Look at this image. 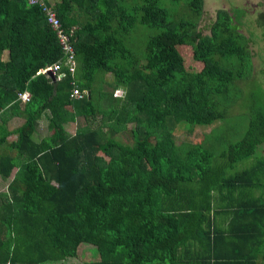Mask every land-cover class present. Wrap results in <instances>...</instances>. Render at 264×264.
Wrapping results in <instances>:
<instances>
[{
	"label": "trees",
	"instance_id": "obj_1",
	"mask_svg": "<svg viewBox=\"0 0 264 264\" xmlns=\"http://www.w3.org/2000/svg\"><path fill=\"white\" fill-rule=\"evenodd\" d=\"M159 1L46 0L63 30L73 27L75 71L55 80L37 73L62 54L41 8L0 0V177L9 179L0 191V264L23 253L14 245L37 264L74 257L79 244L95 246L99 260L73 264H179L187 252L183 264L263 262L264 156L233 167L264 143V104L243 91L230 109L219 88L240 79L234 64L213 57L244 62L240 34L225 15L213 37L191 32ZM140 25L153 32L140 38ZM183 44L202 61L199 72L185 69ZM75 86L79 98L69 96ZM228 113L248 122L221 150L175 144L178 121L209 124Z\"/></svg>",
	"mask_w": 264,
	"mask_h": 264
},
{
	"label": "rangeland",
	"instance_id": "obj_2",
	"mask_svg": "<svg viewBox=\"0 0 264 264\" xmlns=\"http://www.w3.org/2000/svg\"><path fill=\"white\" fill-rule=\"evenodd\" d=\"M167 12V17L173 20L186 19L189 21L187 29L192 31H200L203 35L213 37L219 29L217 24L220 17L229 18L236 32L240 36L237 39L243 43L245 48L246 60L232 58L233 61L227 59L228 56L214 55L213 57L223 66L230 67L231 63L234 66L230 69L237 79L233 85L227 86L225 92L219 88L220 99L230 105V109L237 111L239 109L238 101L245 91L250 95V102H256L259 105L264 104V0H200V3L191 4L190 0H160L158 2ZM226 23V21H225ZM142 32L140 38H145L148 30L140 25ZM222 27H220L221 29ZM243 40V41H242ZM178 52L183 59V65L186 70L197 73L202 68V61L193 55L191 45H178ZM246 61H248V71H245ZM243 68V71H241ZM239 72H246L244 79L239 78ZM106 81H111L110 74L106 73L102 77ZM102 79V80H103ZM220 86L219 84L216 85ZM101 88L105 91H110V87L101 83ZM113 95H122V89H115ZM241 93V95H240ZM240 95V96H239ZM239 96V97H238ZM238 97V98H237ZM248 116L246 113H228L223 120H216L209 124H192L185 120H180L176 123L172 130V137L177 146L188 144L190 146H202L206 148L221 150L228 142L232 143L239 139L247 126ZM17 121H11L9 126H15ZM132 123H128L131 126ZM75 122L64 124V128L68 133H73L75 130ZM39 132H43V126L39 127ZM118 139L124 142H130L128 134L117 132L115 135ZM10 136L8 139H12ZM264 156V143L261 144L254 155L245 158L235 163L233 170L241 169L248 166L253 160V156ZM14 171V169H13ZM9 179L0 177V191L5 190L6 183ZM257 192V191H256ZM261 264H264V260Z\"/></svg>",
	"mask_w": 264,
	"mask_h": 264
},
{
	"label": "built area",
	"instance_id": "obj_3",
	"mask_svg": "<svg viewBox=\"0 0 264 264\" xmlns=\"http://www.w3.org/2000/svg\"><path fill=\"white\" fill-rule=\"evenodd\" d=\"M28 5H38L43 14L45 15L46 22L49 24L51 29L55 32L58 39L59 46L61 49V56L55 62L40 68L37 73H43L45 75L50 74L53 79L59 80L65 75V70L68 73L73 74L76 68L75 52L73 48V27L68 32H65L61 27L60 21L56 16L55 10L48 4L46 0H26ZM82 92L75 86L71 88L70 97L79 98ZM21 100H27L28 94L22 92L19 94Z\"/></svg>",
	"mask_w": 264,
	"mask_h": 264
},
{
	"label": "crops",
	"instance_id": "obj_4",
	"mask_svg": "<svg viewBox=\"0 0 264 264\" xmlns=\"http://www.w3.org/2000/svg\"><path fill=\"white\" fill-rule=\"evenodd\" d=\"M40 127V126H39ZM188 244V248L190 251L193 249L198 248V244H191V247ZM13 247L9 246V250H12ZM14 249H18L23 253H20L19 251H16V253L19 255L18 257H15L14 263L13 264H31L32 261L29 258V254L27 252H24L20 247L14 245ZM1 251V248H0ZM193 257L192 252H187L186 257H182V260L179 261V264L183 263H189L191 262V258ZM98 252L95 249V246L92 244H79L77 246V251L76 255L74 257H66L63 259H58V260H52V259H46L43 261L38 262L37 264H73V263H81V262H86V263H93L98 261Z\"/></svg>",
	"mask_w": 264,
	"mask_h": 264
},
{
	"label": "clouds",
	"instance_id": "obj_5",
	"mask_svg": "<svg viewBox=\"0 0 264 264\" xmlns=\"http://www.w3.org/2000/svg\"><path fill=\"white\" fill-rule=\"evenodd\" d=\"M40 74H43V73H40ZM51 76V75H50ZM52 77V76H51ZM53 78V77H52Z\"/></svg>",
	"mask_w": 264,
	"mask_h": 264
},
{
	"label": "water",
	"instance_id": "obj_6",
	"mask_svg": "<svg viewBox=\"0 0 264 264\" xmlns=\"http://www.w3.org/2000/svg\"><path fill=\"white\" fill-rule=\"evenodd\" d=\"M53 79V78H52Z\"/></svg>",
	"mask_w": 264,
	"mask_h": 264
}]
</instances>
